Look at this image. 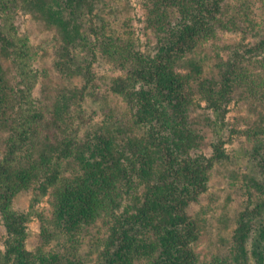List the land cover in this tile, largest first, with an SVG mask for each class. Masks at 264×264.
<instances>
[{"label": "trees", "instance_id": "1", "mask_svg": "<svg viewBox=\"0 0 264 264\" xmlns=\"http://www.w3.org/2000/svg\"><path fill=\"white\" fill-rule=\"evenodd\" d=\"M226 4L143 0L153 40L141 47L109 26L114 2L0 0V264H197L200 222L187 210L227 157V106L236 95L264 106V15L256 32L252 18ZM17 10L57 30L54 67L66 82L49 97L33 93L38 69ZM218 28L253 38L232 45L215 75L203 77L192 56ZM103 63L118 73L99 74ZM102 82L125 106L95 119L83 103ZM196 91L211 114L207 154L195 150ZM249 125L253 171L242 175L246 200L226 264H264V122ZM22 191L30 192L27 210L13 204ZM46 196L41 232L49 245L30 249L27 223ZM101 216V235H89L83 252L86 231Z\"/></svg>", "mask_w": 264, "mask_h": 264}, {"label": "rangeland", "instance_id": "2", "mask_svg": "<svg viewBox=\"0 0 264 264\" xmlns=\"http://www.w3.org/2000/svg\"><path fill=\"white\" fill-rule=\"evenodd\" d=\"M117 5L116 10L106 13L105 19L110 27L116 28L122 40H132L135 44L144 47L151 43L153 34L146 26L144 19L143 0H108ZM229 11L239 10L247 14L253 20L255 31H261L262 17L264 15V0H226ZM226 4V5H227ZM225 11V14L229 12ZM16 21L20 31L28 35L33 49L35 66L38 69L37 83L33 89L36 96L49 97L53 90L65 84L66 79L61 77L54 67L56 54L54 38L57 30L54 26L47 25L37 17L23 10H17ZM243 37L238 32L218 28L209 39H203L192 56L197 60L203 77H211L216 72V62L219 56H226L229 48L239 43L242 39L247 41L253 37ZM3 68H8L7 61H3ZM184 70V63L179 64ZM101 75L118 73L115 66L103 63L97 67ZM72 83L80 84L79 79L71 80ZM194 104L190 110L194 126L199 128L196 137L197 147L195 150L207 154L209 141L212 138L211 128L207 125L205 117L211 116L209 108L196 91ZM88 112H93L95 119L101 118L104 112L110 108L114 112L124 109V102L116 95L108 92L102 82L95 99L88 98L83 103ZM226 127L224 131V150L227 157L209 170L207 190L188 208L190 215H195L200 222L199 235L194 243V252L197 264H226V257L230 251V235L235 223V217L241 211L246 197L243 194L241 184L242 175L252 172V160L250 158L251 139L249 137V124L254 121L264 122V106L255 99H244L234 96L227 106L225 115ZM53 130V128H51ZM50 130V131H51ZM14 206L19 210H27L29 206L30 192L22 191L14 197ZM33 214L27 223L26 247L30 249L48 247L47 239L42 230L43 220L48 213V196L42 197L33 205ZM104 217L88 227L87 236L83 241L82 251L90 250L89 244L92 237L100 236L104 228ZM89 237V238H88ZM5 239V231L0 223V245ZM88 258V257H87ZM89 263V261H88Z\"/></svg>", "mask_w": 264, "mask_h": 264}]
</instances>
